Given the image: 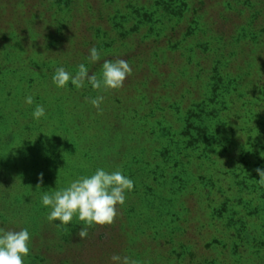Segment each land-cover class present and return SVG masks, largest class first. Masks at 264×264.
<instances>
[{"label":"rangeland","instance_id":"rangeland-1","mask_svg":"<svg viewBox=\"0 0 264 264\" xmlns=\"http://www.w3.org/2000/svg\"><path fill=\"white\" fill-rule=\"evenodd\" d=\"M118 59L132 66L119 89L52 82ZM97 168L134 190L80 240L82 222H49L41 196ZM257 168L264 0H0V228L29 230L25 264H264Z\"/></svg>","mask_w":264,"mask_h":264},{"label":"clouds","instance_id":"clouds-1","mask_svg":"<svg viewBox=\"0 0 264 264\" xmlns=\"http://www.w3.org/2000/svg\"><path fill=\"white\" fill-rule=\"evenodd\" d=\"M86 59L95 64L100 62V50L89 49ZM132 66L127 60H104L101 73L90 74L86 64L81 63L78 71L73 74L63 67L56 69L52 82L57 88H65L69 82L77 89L90 85L93 90L119 89L131 75ZM104 101L102 95L91 99V104L97 109ZM29 105L34 103L31 95L25 97ZM34 120L46 116V109L37 105L32 113ZM260 180L264 181V169L257 168ZM43 183V174L39 177ZM134 190V181L122 171H106L97 168L91 175L81 176L63 189L52 190L41 196L42 205L49 209L47 219L57 222V226H68L74 218L82 222L78 236L80 240L88 237L87 227L93 225H111L117 216V206L124 205L126 194ZM85 225L87 227H85ZM31 234L27 228L19 231H5L0 228V264H25V258L30 254L29 243ZM112 264H137L130 256L113 255Z\"/></svg>","mask_w":264,"mask_h":264},{"label":"trees","instance_id":"trees-1","mask_svg":"<svg viewBox=\"0 0 264 264\" xmlns=\"http://www.w3.org/2000/svg\"><path fill=\"white\" fill-rule=\"evenodd\" d=\"M259 181H260V177L256 180V183H255V185L257 184V183H259ZM248 185H250V184H247V187H248ZM251 186V189L253 190V187H252V185H250ZM249 186V187H250ZM246 187V188H247ZM256 189V188H255ZM240 230H243V227L242 228H240ZM241 231H239V233H238V235H239V237L240 236H242L243 234L242 233H240ZM241 238V237H240ZM259 246H261L263 249H264V241L263 242H261L260 243V245ZM264 251V250H263Z\"/></svg>","mask_w":264,"mask_h":264}]
</instances>
